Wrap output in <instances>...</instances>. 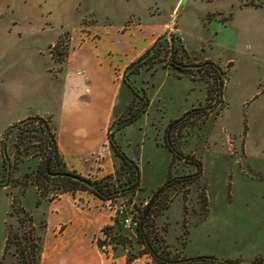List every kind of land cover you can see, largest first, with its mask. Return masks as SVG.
<instances>
[{"label": "rangeland", "instance_id": "obj_1", "mask_svg": "<svg viewBox=\"0 0 264 264\" xmlns=\"http://www.w3.org/2000/svg\"><path fill=\"white\" fill-rule=\"evenodd\" d=\"M87 1L0 0V22L11 24L17 21L19 24L23 23L22 26L28 27L29 23L38 17L39 25L47 23L53 30L59 32L63 28L57 45L59 62H51V72H55L57 76L66 71L68 66L66 61L74 47L81 48L84 45H82L83 41L88 43L110 39V34L99 28L101 23L119 24L120 19H127L128 23L126 20L125 23L120 24L130 25L132 19L134 20L138 28L124 29L123 32L119 30V33L126 34L124 38H127L128 42L137 45L135 52L133 51V58L145 54L151 48L152 42L157 40L158 34L146 28L144 19L147 16L109 14L111 13L109 11H114L111 6L112 0ZM192 2L193 0H190L179 12L182 21L191 9ZM237 14L243 17L244 12ZM210 24L207 55L218 62L227 74L223 99L217 104L220 105L218 107L214 105L218 98L216 87L212 88L213 92L211 91L208 98L205 90L208 82L216 84L214 83L216 79L213 78L216 76L212 77L215 73L213 69L206 72L202 69L197 70L194 78L200 82H194L186 76L182 78L173 74L168 76L159 71L152 86L154 69H149L143 77L151 81L149 85L141 84L142 78L136 77L141 86L148 87L150 96L154 99V106L142 120L119 133L118 138L123 149L139 164L142 191L138 192L131 201L121 199L116 202L109 201L104 203L105 205L99 203L96 206V209L106 210L111 216H115L117 211L129 215L138 214V210L146 206L153 193L170 182L169 188L160 200L161 203L174 202L175 205L172 212L163 213L173 221H182L181 238H183L186 236V222L189 220L186 216L190 217V223L191 221L197 223L192 204L195 201L209 199L214 202L219 201L212 210L213 212L225 210L224 224L221 221L222 211H220L218 217L212 213L207 221L192 223L189 229L187 254L192 256V259L204 258L191 264H229L227 261L222 262L220 257L246 255L255 246L251 247L249 244L250 235L254 231L264 237V91H261L262 95H256L259 73L257 74L252 66L244 65L239 56H236V63L231 66V70L229 66L223 64L228 55L232 54V45L237 46L236 27L225 28L216 20L211 21ZM181 30L188 41L191 37L198 38L201 34L200 28L196 29V26L191 29L187 25L185 27L181 25ZM24 42L21 44L23 45ZM15 49L24 48L18 46ZM31 56L33 55L18 54L10 64V69L17 72L19 65L26 68L25 107L33 111L40 106L43 97L38 95L40 91L37 81L40 72L37 69V61L31 59ZM163 58L167 61L168 54L159 55L157 60L153 61L156 63L154 67H157ZM201 62L203 61L199 57L197 59L190 57L188 61L192 65H202ZM260 87L263 88L264 84ZM60 97H65L63 89H60ZM131 102L124 107L121 115L127 114V109L132 106ZM2 104L3 98L0 95V106ZM131 108L134 109L133 112L136 111L135 106ZM191 110L194 111L191 113ZM189 112L190 114L185 116ZM119 113L120 111L116 113L114 120L118 118ZM178 119H181L180 126L171 129L170 140L186 157L184 159H176L166 146L167 126ZM3 121L4 117H0V123ZM1 128L3 127L0 125ZM44 139V132L37 123L18 129L10 135L7 154L11 171L7 184H4L7 173L2 162L0 140V264L3 263L9 231H12L13 237L20 238L11 241L9 250L13 252L16 248L21 252L27 248L26 240L32 229L38 228L36 223L47 218L50 221L56 220L57 214L64 218L72 216L71 210L67 211V206L62 205L66 204L65 200H73L76 212H86L91 209V200L86 194L81 192L75 195L59 194L55 182L35 180L34 176L42 163V154L46 148L48 149ZM16 145L20 146L19 150L16 149ZM108 147H110L109 143ZM101 152L96 156L99 157ZM112 162L115 174L117 169H122V166L114 155ZM123 170L120 172L124 173ZM104 173L97 176L102 177ZM95 177L94 174L92 178ZM42 191L47 192L48 196H42L40 193ZM153 210L155 213L162 212L161 207ZM165 218H167L165 215L161 216L158 219L159 223ZM226 220L229 225L226 224ZM63 222L66 224L67 219ZM55 230L61 231L62 228L57 224ZM261 245L264 246V243ZM160 246L168 258L178 262L176 264L184 263L180 262L186 257L182 256V251L178 253L177 250L168 249L166 241L160 242ZM212 255L217 257H208ZM105 256L108 264H114L111 255ZM205 258H213V260ZM4 264H8V260Z\"/></svg>", "mask_w": 264, "mask_h": 264}, {"label": "crops", "instance_id": "obj_2", "mask_svg": "<svg viewBox=\"0 0 264 264\" xmlns=\"http://www.w3.org/2000/svg\"><path fill=\"white\" fill-rule=\"evenodd\" d=\"M189 1L112 0L111 6L114 11H109L111 12L109 14L147 16L144 19L146 28L152 33L158 34L156 39L163 34L176 31L189 53L200 52L206 60L213 59L207 55L206 51L207 45H209L208 33L211 31L212 20L206 22L205 18L214 12L228 15L227 20L221 21V23L225 28L236 27L238 38L237 46L232 45V54L228 55L223 64L234 65L236 56H239L244 65L252 66V69L257 74L259 73L256 95H262L261 91H264V87L260 86L264 84V6L242 7L240 0H215L212 2L193 0L191 9L182 21L181 16L179 18L177 16ZM238 12H244L243 17L238 16ZM37 18L32 20L28 27L22 26L23 23L14 25V27H10L9 24L0 26V95L3 98L0 117H4V121L6 120L0 123L3 127L0 129V140L2 141L5 131L10 126H14L30 116L49 118L53 122L59 153L67 168L92 180L103 179L114 174L113 154L111 148L108 147V131L114 122L116 113L118 114L120 111L118 115L120 116L124 107L133 99L130 89L123 83V74L127 67L138 59L133 58L137 45L128 42L127 38H124L126 34L119 33L121 24L125 22L124 19V21L120 19L121 24L109 23L110 26H104L102 29L110 34V39L88 42L81 48L74 47L66 61L68 64L66 71L56 76L50 70L52 68L51 58L45 51L58 39L61 32L53 30L47 23L39 25ZM218 21L220 22V20ZM176 24L177 30L175 29ZM193 24L196 29L200 28L201 34L198 38L194 36L188 41L181 30V25L183 27L187 25L194 29ZM18 46H23L24 49H15ZM21 53L33 55L31 59L34 58L37 61V69L40 72L37 81L40 91L38 95L43 99L40 106H37L33 111L25 107L26 68L19 65L17 72L10 69V64ZM161 72L170 76L169 71ZM60 89L65 91V97H60ZM151 99L153 102L154 99L152 97ZM99 152L101 155L98 157L96 154ZM100 173H104V176H97ZM94 174L96 177L92 178ZM81 193L86 194L91 200V209L86 212H76L73 200H65L66 204L62 205L67 206V211L71 210L72 216L64 218L57 214L56 220L50 221L47 218L36 223L38 226L42 222L45 223L41 264H108L105 255H111L114 264H128L126 254L115 256L112 247H109L108 252H103L97 245V238L102 236V230L106 226L115 225L116 215L111 216L106 210L96 209L99 203L105 205L104 203L107 202L93 194ZM40 203L42 202L40 201ZM216 203L219 201L214 202L209 199L195 201L192 204L195 208L193 214L198 220L196 219L197 223L195 221L190 223V217L186 216L189 220L186 222V236L183 239L181 238L182 221H173L165 214L168 211H173L175 204L171 202L164 213L167 218L160 223L158 221L159 231H161L168 249L177 250L178 253L182 251V256H186L184 260L192 259V256L187 254L191 226L194 223L199 224L202 221H207L212 213L218 217L220 211H222L221 221L223 224L225 223V210L221 209L219 212L212 210ZM250 213L252 214V212ZM66 219L68 224L63 222ZM57 224L62 228L61 231L55 230ZM226 224L229 225V222ZM250 236V246L255 245L256 247L254 246L246 255L220 257L221 261H227L229 264H253L258 259L264 261V246L261 245L264 243V239H262L264 237H261L256 231ZM208 257L215 258L217 256ZM130 264L156 263L149 255H143Z\"/></svg>", "mask_w": 264, "mask_h": 264}, {"label": "trees", "instance_id": "obj_3", "mask_svg": "<svg viewBox=\"0 0 264 264\" xmlns=\"http://www.w3.org/2000/svg\"><path fill=\"white\" fill-rule=\"evenodd\" d=\"M168 38L172 41V53L175 51V45L178 42V38L174 35H167L160 37L154 47L146 53V55L141 58L137 63L130 66L128 72L124 77V83L132 88V90L139 95V92L135 88L134 84L130 80V74L133 73L132 69L137 68L140 64L148 62L150 59H157L162 53L168 54ZM164 47V49H163ZM180 48L178 49V51ZM164 51V52H163ZM170 63L172 67L181 72L188 73L189 67L178 62L176 57L171 58ZM205 69H213L215 72L213 76L217 81V90L219 97L222 95L224 87V79L226 73L216 64L212 62L205 63ZM138 72H134L137 74ZM212 73V72H211ZM213 74V73H212ZM208 82V81H207ZM208 82L207 88V98L209 97L212 86L210 87ZM213 92V91H212ZM140 96V95H139ZM142 100V109L138 113L133 114L129 117L120 119L117 123H113L108 131V139L112 146L114 156L120 160L122 169L124 173H121L120 170H116L115 174L104 177L100 180H92L86 177H83L75 172L70 171L64 160L61 158V155L58 150L57 137L54 127L51 125L49 120L35 116L29 117L28 119L18 123L17 125L10 127L4 136V162L7 161L6 154V142L9 136L16 130L30 126L34 123H37L41 126L45 141L48 144V149L46 148L42 154V163L40 169L37 170L34 178L36 181H44L46 183L55 182L57 184V189L59 194L69 193L75 195L78 192H87L95 195L99 199L105 202H116L121 199H128L131 201L133 197L137 195L138 192L142 191L141 188V170L132 158H130L123 150L121 145L118 143L116 136L121 132L125 127L139 119L145 112L149 105V100L145 93H142L140 96ZM192 113V112H191ZM190 112L187 114L189 115ZM171 127H174V124H171ZM43 140V141H44ZM19 150V145L15 146ZM29 147V146H28ZM167 147L173 153L176 158H185L171 142L168 141ZM48 150V152H47ZM32 175H30L31 177ZM169 183L165 184L163 187L159 188L152 197L146 203V206L138 210V214L130 215L123 211H117L115 217V225L106 226L102 230V236L97 238V245L103 252H108L109 247H112L115 256L127 255L128 264L135 261L143 255H149L156 264H176L178 262L172 261L170 258L165 255V252L160 246V242L164 243L165 240L161 236L159 231L158 219L164 215L169 208V203H161V198L165 194L167 188H169ZM58 192L56 195H58ZM42 196H48L47 192H40ZM162 208L161 211L154 212V208ZM132 216V217H130ZM132 218L133 222L136 223V226H131L130 228L125 227V220ZM45 229V223L42 222L39 224L37 229H32L29 238L26 240L27 248L24 251H19L16 248L11 252L10 246L11 241L18 239V237H13L11 234L12 231H9L7 236V242L5 244L3 263L7 262L8 264H41V253H42V244H43V233ZM23 240V239H22ZM165 255V256H164ZM204 258L197 259H187L181 260V263L185 262H195L202 260ZM207 260H213V258H205ZM253 264H264L263 260H256Z\"/></svg>", "mask_w": 264, "mask_h": 264}, {"label": "flooded vegetation", "instance_id": "obj_4", "mask_svg": "<svg viewBox=\"0 0 264 264\" xmlns=\"http://www.w3.org/2000/svg\"><path fill=\"white\" fill-rule=\"evenodd\" d=\"M46 1H48V0H44V2H46ZM184 1H187V0H184ZM205 1H207V2H212V1H215V0H205ZM240 5L242 6V7H244V6H257V7H263L264 6V0H240ZM48 4V3H47ZM90 14H92V13H90ZM37 17V16H36ZM180 16H179V14H178V16H177V18H179ZM227 17H228V15L226 16L225 14H222V13H210V14H208L207 15V17L205 18V20H206V22L207 21H213V20H216V21H218V20H220V22L222 21V22H224V21H226L227 20ZM85 18V17H84ZM34 20V19H33ZM127 20V19H126ZM126 20H125V22H126ZM134 20L132 19V22L130 23V25H122L119 29H121L120 31L121 32H123V30L125 29V30H131L132 28H138V26H136L135 25V22H133ZM124 22V23H125ZM129 21L127 20V23H128ZM101 23V22H100ZM106 23V22H105ZM101 23V27H99V28H104V26H107V25H111V24H108V23ZM3 24V22H0V26ZM19 25V23H17V21H13L11 24H9L10 25V27L12 26V27H14V25ZM95 25H97V24H95ZM50 26V25H49ZM100 26V25H99ZM63 29V28H62ZM62 29L60 30V32L62 31ZM175 29L177 30V24H176V27H175ZM63 33V32H62ZM61 34V33H60ZM121 34H123V33H121ZM62 35V34H61ZM165 35H167L168 37L170 36V35H174L175 37H177L178 38V42L176 43V45H175V51H174V53H172L173 51H172V41H171V39L170 38H168V46H169V48H168V58H167V61H166V58L164 59L163 58V60L160 62V64L157 66V67H154L155 66V64L156 63H153V61H155V60H157V59H150L148 62H145V63H143V64H140L137 68H134V69H132V72L133 73H131L130 74V80H131V82L134 84V86H135V88L137 89V91L139 92V95L141 96V94L142 93H145L146 94V96H147V98H148V100H149V105H148V107H147V109H146V112L139 118V119H137L136 121H134L133 123H131V124H134V123H137L138 121H140V120H142L145 116H147L148 114H149V112H150V110L153 108V106H154V103L152 102V99H151V96H150V94H149V91H148V87H144L143 85L141 86L140 85V82L138 83V81H137V78L136 77H140V78H142V79H140V81H141V84H146L147 83V85H149L150 83H151V81L150 80H146V79H143V77H144V74L146 73V72H148L149 71V69H154V73H152V79H153V81H152V86L154 85V78H155V76H156V73L158 72V71H169V73L172 75H174V76H176V77H178V78H182V77H189L192 81H194V82H200V80H198V79H195L194 78V73L197 71V70H201L202 69V71H208V70H210V69H205L206 68V65H205V63H207V62H212V63H214V64H216L217 66H219L224 72H225V70H224V68L222 67V66H220V65H218V62H216V61H214V60H210V59H204L203 58V56H202V53L200 54V52L199 53H196V54H193V53H189L187 50H186V48L184 47V45H183V43H182V39H181V37L179 36V34H177V32L175 31H173V32H171V33H166V34H163V35H161V36H159L158 38H157V40L160 38V37H162V36H165ZM60 37V36H59ZM58 37V39L54 42V43H52L48 48H47V50L45 51V53H47L49 56H50V58H51V62L52 63H58L59 62V59H58V43H59V38ZM157 40L155 41V43L151 46V48L149 49V50H147L146 52H145V54H143L142 56H140L138 59H136L134 62H132L128 67H127V69L125 70V72H124V74H123V83H124V77H125V75H126V73L128 72V69L130 68V66H132L133 64H135V63H137L141 58H143L145 55H146V53L147 52H149L151 49H152V47H154V45L156 44V42H157ZM87 41H83V43H82V45L83 44H85ZM180 48V50L178 51V49ZM174 57H176V59L178 60V62H180L181 64H183V65H185V66H188L189 67V72L187 73H181V72H179V71H177V70H175L173 67H172V65H171V63H170V60H171V58H174ZM190 57H192V58H196L197 59V57H199V58H201V60L203 61V62H201L202 63V65L201 64H195V65H192V64H189L188 63V61L190 60ZM233 64H227L226 65V67L227 66H229V69L231 70V66H232ZM160 66V67H159ZM154 67V68H153ZM51 70V69H50ZM54 71V70H53ZM134 72L136 73V72H138L137 74H134ZM55 75H56V73L55 72H53ZM226 73V72H225ZM57 76V75H56ZM226 77H227V74H226ZM226 77H225V79H224V87H223V91H222V95H221V97H219V93H218V98H217V101L215 102V106L216 107H218L219 105H217L218 104V102L219 101H221L223 98V92H224V89H225V83H226ZM215 80V79H214ZM209 81V80H208ZM216 82H214V83H216V84H213V82H211L210 83V87L212 86V88L214 89V86L216 87V89H218L217 88V81H218V79L216 78V80H215ZM124 85L126 86V87H128L129 89H130V91H131V93H132V95H133V99L131 100L132 102V106H135L136 108V111L135 112H133L134 111V109H132L131 107H129V109H127V114L126 115H120V116H118V118L116 119V120H114V122L113 123H117L120 119H123V118H126V117H129V116H131V115H133V114H136V113H138L139 112V110H141L142 109V100H141V98H140V96L139 95H137L133 90H132V88L130 87V86H128L126 83H124ZM207 88H208V85L206 86L205 85V90L207 91ZM218 91V90H217ZM131 108V109H130ZM192 111H194V110H191L190 112H192ZM188 114V113H187ZM187 114L185 115V116H187ZM30 117H35V116H30ZM38 117H41V116H38ZM29 118V117H28ZM28 118H26V119H28ZM41 118H43V117H41ZM25 119V120H26ZM44 119H46V120H49V122L51 123L52 122V120L51 119H49V118H44ZM24 121V120H23ZM22 122V121H21ZM20 123V122H19ZM112 123V124H113ZM180 123H181V119H178V120H175V121H173V122H171L168 126H167V129H166V131H165V139L167 140V143H166V146H167V144H168V141L169 142H171L172 144H173V142L170 140V133H171V129H174V128H177L178 126H180ZM18 124V123H17ZM17 124H15V125H17ZM130 124V125H131ZM171 124H174V127L172 128L171 127ZM14 125V126H15ZM51 125H52V123H51ZM130 125H128V126H130ZM53 126V125H52ZM127 126V127H128ZM10 127H13V126H10ZM9 127V128H10ZM127 127H125V128H127ZM8 128V129H9ZM125 128L123 129V130H125ZM7 129V130H8ZM6 130V131H7ZM122 130V131H123ZM6 131H5V133H6ZM121 131V132H122ZM121 132H119V133H121ZM5 133H4V135H3V139H2V158H3V165H4V168L6 169V173L8 172V170H9V172L11 171V164H10V162H9V156H8V154H7V150H8V140H7V142H6V154H7V156H8V158H7V161H6V163L4 162V136H5ZM119 133L117 134V136H116V139H117V141H118V143L121 145V147L123 148V146H122V144H121V142H120V140H119V138H118V135H119ZM10 137V136H9ZM9 139V138H8ZM108 142H109V139H108ZM109 144H110V142H109ZM173 146H175L174 144H173ZM110 148H111V150H112V152H113V149H112V146H111V144H110ZM168 148V147H167ZM176 148V147H175ZM124 150V149H123ZM168 150H170L169 148H168ZM124 152L128 155V153H127V151L126 150H124ZM171 152V151H170ZM172 153V152H171ZM173 154V153H172ZM113 155H114V152H113ZM130 158H132L130 155H128ZM174 156V155H173ZM175 157V156H174ZM185 157V156H184ZM176 158V157H175ZM186 158V157H185ZM133 159V158H132ZM176 159H178V158H176ZM179 159H180V157H179ZM181 159H184L183 157H181ZM134 160V159H133ZM135 161V160H134ZM138 164V163H137ZM138 166H139V164H138ZM6 178H7V176H6ZM9 180H10V178H9ZM8 180V181H9ZM8 181H7V183H8ZM1 183V182H0ZM6 183V184H7Z\"/></svg>", "mask_w": 264, "mask_h": 264}, {"label": "built area", "instance_id": "obj_5", "mask_svg": "<svg viewBox=\"0 0 264 264\" xmlns=\"http://www.w3.org/2000/svg\"><path fill=\"white\" fill-rule=\"evenodd\" d=\"M131 226H136V223L133 222L132 218H128L125 220V227L130 228Z\"/></svg>", "mask_w": 264, "mask_h": 264}, {"label": "water", "instance_id": "obj_6", "mask_svg": "<svg viewBox=\"0 0 264 264\" xmlns=\"http://www.w3.org/2000/svg\"><path fill=\"white\" fill-rule=\"evenodd\" d=\"M9 178H10V172H9V170H8V172H7V178H6L5 182H4V184L7 183V181L9 180Z\"/></svg>", "mask_w": 264, "mask_h": 264}]
</instances>
